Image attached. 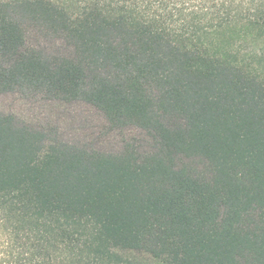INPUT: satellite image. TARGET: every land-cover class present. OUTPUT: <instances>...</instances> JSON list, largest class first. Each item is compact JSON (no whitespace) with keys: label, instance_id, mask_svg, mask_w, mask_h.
Here are the masks:
<instances>
[{"label":"trees","instance_id":"trees-1","mask_svg":"<svg viewBox=\"0 0 264 264\" xmlns=\"http://www.w3.org/2000/svg\"><path fill=\"white\" fill-rule=\"evenodd\" d=\"M264 0H0V264H264ZM245 44L250 45L247 51Z\"/></svg>","mask_w":264,"mask_h":264},{"label":"rangeland","instance_id":"rangeland-1","mask_svg":"<svg viewBox=\"0 0 264 264\" xmlns=\"http://www.w3.org/2000/svg\"><path fill=\"white\" fill-rule=\"evenodd\" d=\"M260 55L264 58V38L257 42ZM247 51L250 45L245 44ZM264 64V63H263ZM0 106L8 110L31 115L38 121L52 120L68 137L82 141H93L101 138L106 147H112L121 140V135L112 133L105 135L104 118L90 106L75 103H51L38 98L22 99L17 95H4L0 97ZM86 255L64 252L59 254L52 264H86Z\"/></svg>","mask_w":264,"mask_h":264}]
</instances>
